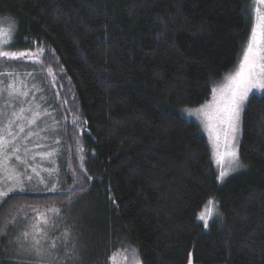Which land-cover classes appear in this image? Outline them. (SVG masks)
I'll use <instances>...</instances> for the list:
<instances>
[{"label":"trees","instance_id":"trees-1","mask_svg":"<svg viewBox=\"0 0 264 264\" xmlns=\"http://www.w3.org/2000/svg\"><path fill=\"white\" fill-rule=\"evenodd\" d=\"M248 2L0 0V18L16 21L8 48H43V67L60 76L62 110H76L84 160L71 194L82 206L71 225L76 264H111L117 255L132 261L130 254L141 264H264V93L249 97L242 117L239 154L247 167L223 182L200 125L179 113L207 101L212 82L238 62L251 31ZM67 127L74 136L76 123ZM67 194L8 195L0 264H48L47 253L11 247L24 222L12 219L25 201L67 204ZM209 198L221 215L205 228L198 214ZM54 255L63 258V250Z\"/></svg>","mask_w":264,"mask_h":264},{"label":"rangeland","instance_id":"rangeland-1","mask_svg":"<svg viewBox=\"0 0 264 264\" xmlns=\"http://www.w3.org/2000/svg\"><path fill=\"white\" fill-rule=\"evenodd\" d=\"M257 7H260L261 12H264V5H258L257 0H249L245 8L251 24V30L256 22L255 10ZM4 26L6 27L7 25ZM247 42L244 45L243 50L245 49ZM2 50L13 51L8 47H4ZM242 55L243 51L241 52L236 65L230 71L224 73L221 78L212 82V90L214 88L219 90L228 83L227 77L234 74L238 69ZM43 63L44 58H42L41 54H39V60H37L36 56H33L32 59L0 58V138H3L4 141H10L7 144L0 143V186H2L5 191L8 187H14L11 182L5 179L8 175V172L5 171L6 169H14L15 173L21 174L22 177L28 175L33 177L31 183L25 182L23 184V191L16 188L9 193V195L14 193H55L63 196L70 191H76L81 183L79 182V178L82 176L80 172H82L84 160L83 146L77 122L74 136L68 133L67 127L68 124L74 120L76 121L74 117L76 110L74 109L75 112L70 108L64 111L62 110V107L65 108V106H67V99H65L64 91L57 86L58 80L60 79L59 73L52 68L50 70L45 69ZM41 70L46 75L52 89L54 88L56 91V93H54L58 105L54 103L55 100L53 99V95L51 98L54 108L49 103V95L47 91L43 89L40 82L42 79ZM9 85L19 88L21 92H27L28 95H14L9 97ZM262 93H264V91L254 89L253 92L249 94V97L253 94ZM212 94L213 93H211L210 98L203 104L212 100ZM37 105H39L38 108ZM61 105L63 106L61 107ZM201 105L184 107L179 110V113L187 119L196 121L200 125V128L203 134L207 137L212 149L213 163L217 174L219 175L220 166L217 165L214 158L212 138L205 126V120L202 115L200 117L189 115L187 111L189 109L198 108ZM245 107L246 105L244 106V110ZM20 109H24L22 113L23 118L17 119L13 114L19 113ZM244 110L241 113V133L237 138L238 148L241 141L242 117ZM33 112H38L39 115L35 120V123H29L32 119ZM21 126L24 128L23 132L19 131ZM78 126L79 128L82 127L80 123ZM29 133H31V135H29ZM14 151L15 155H13ZM5 153H7L8 158H5ZM17 155L20 158L19 161L16 160ZM227 163L228 161L226 158L224 162L225 167L227 166ZM32 168L36 169V173L32 172ZM62 172L64 173L62 174ZM235 172H231L228 176ZM41 180H43V183ZM53 185L61 191H48V188H51ZM60 200L61 202H64V200ZM41 201H43L42 204L47 205H41L40 203L31 204L25 201L24 206L19 209V213L15 214V219H12L16 221L18 219H20V221L21 219L24 220V222H21V228L16 231L15 237L11 239V241H14V244L12 245L9 241V246L12 245L11 247L15 252L21 254L35 253L31 250L33 240H39L40 243L42 242L41 246L43 248H50L51 245L47 241L53 239L59 240L66 225H72L73 227L76 225L78 215L81 212V205L75 206L72 201L67 204L60 203L58 202V198L53 201L52 199H46L44 197ZM53 206L61 210L60 216L63 217V220L53 217L50 212H46V209ZM45 221H47V223H45ZM4 228H6V225ZM24 233H28V235L25 236ZM41 233L44 235L42 236ZM70 239V246L71 243H74L75 249L78 251L79 245L77 242V235L73 231ZM21 245L23 247H21ZM58 247L60 248V243L57 244V248ZM130 257L133 258L132 261H129L128 257L117 255L114 260L112 259L111 264H137V258L132 254H130ZM35 263L36 262L30 260L29 262L26 261L24 264ZM14 264H21L20 260L14 262ZM188 264H192V262L190 261Z\"/></svg>","mask_w":264,"mask_h":264},{"label":"snow or ice","instance_id":"snow-or-ice-1","mask_svg":"<svg viewBox=\"0 0 264 264\" xmlns=\"http://www.w3.org/2000/svg\"><path fill=\"white\" fill-rule=\"evenodd\" d=\"M257 4L264 5V0H257ZM255 11L256 22L251 30L247 45L243 50L238 69L234 74L227 77L228 83L223 88L219 90L214 88L212 90L213 94L210 102L198 108L187 110L189 115H195L197 117L202 115L205 120V126L212 138L214 158L217 165L220 166L217 179L221 182H223L231 172L247 167L241 160L237 144V138L241 133V113L249 100V94L252 93L254 89L264 91V12H261L260 7H257ZM4 25L7 26L5 27ZM16 31V22L14 20L10 18H0V58L32 59L33 56H36L37 60H39V54L45 51L43 48H37L35 53L31 50H2L4 47H10L14 44V35ZM8 95L9 97L14 95L27 96L28 93L21 92L19 88L9 85ZM38 107L39 105H37V108ZM23 111L24 109H20L19 113L13 114L14 117L17 119L23 118ZM38 115V112H33L32 119L29 123H35ZM75 123L76 121L74 120L73 124ZM19 131H24L23 126L19 128ZM29 135H31V133H29ZM9 142L10 141H4L3 138H0V143L7 144ZM13 155H15V151ZM5 158H8L7 153H5ZM226 158L228 163L225 167L224 162ZM16 160H20L18 155L16 156ZM5 171L8 172L5 179L11 182L14 187H8L5 191L3 187L0 186V208L7 203L9 193L16 188L23 191V184L25 182L31 183L33 179L31 175L22 177L21 174H16L14 169H6ZM32 172L36 173V169L32 168ZM41 182L43 183V180H41ZM48 191L59 192L61 190L53 185L51 188H48ZM71 194V191L67 194L69 202H71ZM46 212H50L53 217L63 220V217L60 216L61 210L55 206L46 209ZM220 215L218 203L213 198H209L205 210L198 214V219L203 221V227L207 228L209 220L218 218ZM45 223H47V221H45ZM24 235L27 236L28 233H24ZM41 235L43 236L44 234L41 233ZM71 235L72 228L70 225H66L59 249L57 248L56 241H47L51 247L45 249L41 246L39 240H33L31 250L34 251L37 256H43L45 253L50 255L51 259L48 264H53L54 261H59V264H76L79 257L75 249V244L71 243L70 246ZM21 247L23 246L21 245ZM60 250H63V258L54 255L55 252ZM114 259L115 257H113V260ZM37 264H42V262L38 261ZM137 264H141V262L137 260Z\"/></svg>","mask_w":264,"mask_h":264}]
</instances>
